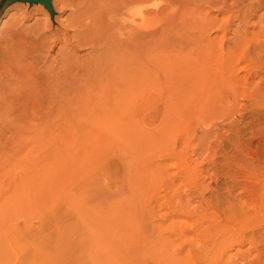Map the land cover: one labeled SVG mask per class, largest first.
Returning a JSON list of instances; mask_svg holds the SVG:
<instances>
[{"label": "rangeland", "instance_id": "rangeland-1", "mask_svg": "<svg viewBox=\"0 0 264 264\" xmlns=\"http://www.w3.org/2000/svg\"><path fill=\"white\" fill-rule=\"evenodd\" d=\"M51 1L0 0V264H264V0ZM195 36L258 62L208 118L186 112Z\"/></svg>", "mask_w": 264, "mask_h": 264}, {"label": "bare ground", "instance_id": "bare-ground-1", "mask_svg": "<svg viewBox=\"0 0 264 264\" xmlns=\"http://www.w3.org/2000/svg\"><path fill=\"white\" fill-rule=\"evenodd\" d=\"M51 6L53 8L52 1L50 0ZM44 5V4H43ZM43 5H39V11L46 14V10ZM123 24L125 25V35L127 37V42L134 41L137 38L143 28L146 27L143 21L136 19L132 15V11L126 10L124 17L122 19ZM204 30L206 29V24L203 26ZM226 27L224 31H226ZM206 33V31H205ZM260 34L264 36V30L260 31ZM198 36L189 37L186 40H192L191 45L193 49L186 51V112L189 110H195L196 113L204 118L211 116L214 111H209L210 108L214 107L217 102H225L227 108H232L235 105L237 106V99L240 97L248 98L247 90H243L242 86L249 85V77H240L239 72L247 70L254 64L257 65L254 59H250L245 62L246 51H242L240 47L235 48L231 51L224 49L223 42L216 46L217 42L220 40L216 38L214 40H207V45L202 42L199 43L195 39ZM225 37L222 38V40ZM258 46L260 47V42L257 40ZM218 49V50H217ZM243 60H242V59ZM194 61L193 66L191 67L189 62ZM245 64L244 67H241ZM40 78H35V82ZM264 80V77H262ZM136 84H140V79L136 80ZM38 88L41 85L37 86ZM56 99H52V102H55ZM167 112L166 109L162 110ZM35 180L34 182H36ZM27 178H24L15 190V195L18 193L22 195L29 194L30 197H33L37 200H42L45 197L49 196L48 192L44 190H39L40 185L33 184ZM54 190V186L51 187ZM46 189V188H45ZM239 203V208H236L234 202H229L228 207H230V212L233 215V223L230 231H223L222 236L220 237V242H216L218 245L217 251L223 256L227 254L225 252L228 249L234 248V246L241 245L243 240H240L241 234L238 233V230L234 223H238L244 220H248L250 214L247 210L248 202L243 198H237ZM209 207V205H207ZM264 225V217H263ZM221 229V228H220ZM257 231L252 230V235L254 236ZM187 235V234H186ZM171 236H164L163 234L158 235V240L164 242V240L170 239ZM264 244V236L262 237ZM255 240L254 237L251 240ZM235 244V245H234ZM230 245V247L228 246ZM205 251L203 248L196 249L193 248L189 253L200 256ZM52 261V258L50 259Z\"/></svg>", "mask_w": 264, "mask_h": 264}, {"label": "water", "instance_id": "water-1", "mask_svg": "<svg viewBox=\"0 0 264 264\" xmlns=\"http://www.w3.org/2000/svg\"><path fill=\"white\" fill-rule=\"evenodd\" d=\"M24 2L30 3V4H44L45 7L53 13V8L51 6L50 0H23Z\"/></svg>", "mask_w": 264, "mask_h": 264}]
</instances>
